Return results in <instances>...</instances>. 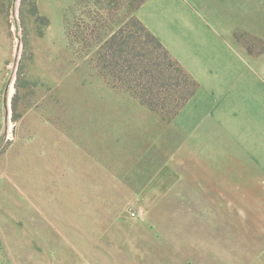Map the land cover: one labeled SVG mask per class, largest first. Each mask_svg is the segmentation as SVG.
<instances>
[{"label": "rangeland", "instance_id": "374dc122", "mask_svg": "<svg viewBox=\"0 0 264 264\" xmlns=\"http://www.w3.org/2000/svg\"><path fill=\"white\" fill-rule=\"evenodd\" d=\"M89 1L0 0V264H264L247 139L225 131L216 154L178 130L184 107L167 119L143 104L138 75L97 54L122 0L101 22ZM232 3L239 22L264 20V0ZM234 38L264 61V36Z\"/></svg>", "mask_w": 264, "mask_h": 264}, {"label": "crops", "instance_id": "0c3cea01", "mask_svg": "<svg viewBox=\"0 0 264 264\" xmlns=\"http://www.w3.org/2000/svg\"><path fill=\"white\" fill-rule=\"evenodd\" d=\"M231 2L145 0L137 15L199 82L179 114L178 130L185 138L215 140L216 154L224 151L220 140L228 138L225 131L233 132L230 138L239 134L247 139L245 153L253 160L245 168L264 174V138L255 137L252 129L253 124L262 126L264 135V61L247 57L234 38L240 28L264 36V20L250 24V17H244L245 22H239V7ZM251 179L254 184L264 180Z\"/></svg>", "mask_w": 264, "mask_h": 264}, {"label": "trees", "instance_id": "16d2710c", "mask_svg": "<svg viewBox=\"0 0 264 264\" xmlns=\"http://www.w3.org/2000/svg\"><path fill=\"white\" fill-rule=\"evenodd\" d=\"M84 1L87 2V0ZM92 1L98 9L96 15L91 18L93 22H101L102 19H110L113 16L116 0H90L89 2ZM144 1L122 0L124 17L121 20L112 18L113 22L122 23L111 30L110 35L100 43L97 51L100 58L98 59L102 66L111 68L119 78L123 71L122 78H129V80L132 76L138 75V79L143 82L135 96L143 104L161 114L163 118L170 119L176 116L196 93L199 82L139 19L137 10ZM101 11L104 12L103 15ZM132 22L142 33L144 46L137 43L135 32L129 28ZM145 42L151 45V56L145 51L147 47ZM125 56L126 59H124Z\"/></svg>", "mask_w": 264, "mask_h": 264}, {"label": "built area", "instance_id": "2783aa9c", "mask_svg": "<svg viewBox=\"0 0 264 264\" xmlns=\"http://www.w3.org/2000/svg\"><path fill=\"white\" fill-rule=\"evenodd\" d=\"M131 215H132V216H137V212H136V211H132V212H131Z\"/></svg>", "mask_w": 264, "mask_h": 264}]
</instances>
